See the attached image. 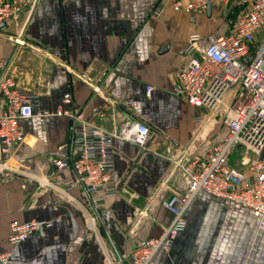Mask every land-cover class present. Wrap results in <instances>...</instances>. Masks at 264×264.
I'll return each instance as SVG.
<instances>
[{
  "label": "crops",
  "instance_id": "crops-1",
  "mask_svg": "<svg viewBox=\"0 0 264 264\" xmlns=\"http://www.w3.org/2000/svg\"><path fill=\"white\" fill-rule=\"evenodd\" d=\"M175 1L46 0L29 18L24 10L0 29L6 73L21 93L35 98V111L43 114L20 121L25 139L9 156L10 164L67 189L74 173L56 172L49 160L72 138L73 120L49 115L60 106L83 113L110 133L127 122L151 130L144 148L114 140L113 177L127 194L95 207L72 202L57 189L0 174V254L10 250L13 222L46 223L12 250L13 264H126L140 242L161 238L172 223L163 201L182 191L178 160L205 156L225 141L228 130L221 117H208L176 90L191 39L227 36L238 8L213 4L210 13L191 15L175 12ZM148 86L153 88L150 97ZM237 152L245 153L236 147L229 166L244 172L240 158L232 161ZM68 194L78 201L85 198L82 187ZM87 210L95 218L94 231ZM185 220L186 230L150 264H264V218L251 210L201 192Z\"/></svg>",
  "mask_w": 264,
  "mask_h": 264
},
{
  "label": "built area",
  "instance_id": "built-area-1",
  "mask_svg": "<svg viewBox=\"0 0 264 264\" xmlns=\"http://www.w3.org/2000/svg\"><path fill=\"white\" fill-rule=\"evenodd\" d=\"M46 0H0V25L16 20L24 10L27 18ZM234 3L238 14L227 36H195L186 49L184 68L179 74L176 94L195 109L204 110L208 117L220 114L228 135L224 142L213 146L205 156L181 158L177 162L182 172V191L163 206L173 215V221L159 239L140 242L126 264H150L161 250H169L175 237L187 228L185 213L201 192L249 209L257 218H264V0H188L175 1V12L199 14L209 4ZM18 44H23L17 39ZM6 64L0 61V174L4 179L22 178L39 187L54 188L72 202L95 207L117 199L121 193L113 177L115 139L144 148L151 130L148 126L127 122L116 133L93 125L83 113L63 106L49 115L73 120L70 142L50 153V166L56 172L70 170L74 180L65 184L66 190L42 174H33L21 166L10 164L8 158L24 141L21 120L43 117L34 108V97L23 94L16 80L8 75ZM99 89H95L98 93ZM153 88H146L147 97ZM65 104H70L66 98ZM95 113L99 110L95 108ZM101 115V114H100ZM197 123L203 119L196 117ZM245 153L240 163L246 171L229 166L236 147ZM82 187L85 198L78 201L68 191ZM138 194L131 195L137 199ZM89 228L96 230L95 218L86 211ZM45 222H13L8 238L10 250L0 254V264L12 263V250L25 243Z\"/></svg>",
  "mask_w": 264,
  "mask_h": 264
},
{
  "label": "rangeland",
  "instance_id": "rangeland-1",
  "mask_svg": "<svg viewBox=\"0 0 264 264\" xmlns=\"http://www.w3.org/2000/svg\"><path fill=\"white\" fill-rule=\"evenodd\" d=\"M219 117H221L220 116V114H219ZM219 120H220V118H218ZM221 122V121H220ZM239 158H240V160H241V152H237V153H235L234 154V156H233V158H232V161H234V162H238L239 161ZM231 159V158H230Z\"/></svg>",
  "mask_w": 264,
  "mask_h": 264
},
{
  "label": "water",
  "instance_id": "water-1",
  "mask_svg": "<svg viewBox=\"0 0 264 264\" xmlns=\"http://www.w3.org/2000/svg\"><path fill=\"white\" fill-rule=\"evenodd\" d=\"M232 9V8H231ZM212 10V4H209L207 12L210 13ZM4 28V25H0V29Z\"/></svg>",
  "mask_w": 264,
  "mask_h": 264
}]
</instances>
